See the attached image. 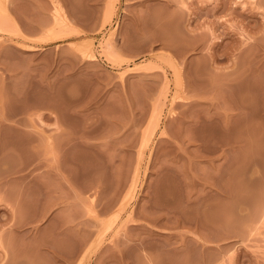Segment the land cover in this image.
<instances>
[{
  "label": "rangeland",
  "instance_id": "374dc122",
  "mask_svg": "<svg viewBox=\"0 0 264 264\" xmlns=\"http://www.w3.org/2000/svg\"><path fill=\"white\" fill-rule=\"evenodd\" d=\"M0 1V264H264V0Z\"/></svg>",
  "mask_w": 264,
  "mask_h": 264
},
{
  "label": "bare ground",
  "instance_id": "6f19581e",
  "mask_svg": "<svg viewBox=\"0 0 264 264\" xmlns=\"http://www.w3.org/2000/svg\"><path fill=\"white\" fill-rule=\"evenodd\" d=\"M0 2H1V1H0ZM1 4H2V3H1ZM1 4H0V6H1ZM108 4H110V3H108ZM112 5H113V4H111V6H109V8H110V10H109V11H110V14L112 13V12H111V9H112L111 7H112ZM107 7H108V6H107ZM0 10H1V9H0ZM107 12H108V11H107ZM107 15H108V14H107ZM110 16H111V15H110ZM154 38H155V37H154ZM161 38H162V37H161ZM163 39H164V38H163ZM160 41H161V40H160ZM107 42H108V41H107ZM166 42L168 43V41H166ZM190 42H191V41H190ZM105 43H106V42H105ZM103 44H104V42H103ZM109 44H110V43H109ZM109 44H108V45H109ZM101 45H102V44H101ZM169 45H171V44L169 43ZM252 45H253V44H250V46H252ZM258 45L260 46L259 43H258ZM258 45H257V46H258ZM104 46H106V45L104 44ZM110 46H111V44H110ZM167 46H168V45H167ZM257 46L254 45V47H252V48L250 47V48H251V50H253V49H254L255 47H257ZM106 47H107V46H106ZM111 47H112V46H111ZM260 47H262V46H260ZM112 48H113V50H115V49H114V45H113ZM112 48H111V49H112ZM262 48H263V47H262ZM101 49H102V48H101ZM103 49H105V47H103ZM111 49H109V50H111ZM105 50H106V49H105ZM105 50H104V51L102 50V51L105 52ZM113 50H111V51H113ZM256 50H258V49H256ZM111 51H109V52L107 51L106 53H110ZM248 51H249V50H248ZM111 53H112V52H111ZM111 53H110V54H111ZM115 53H116V52H114V53H112V54L114 55ZM259 54H260V53H259ZM104 55H106V54L104 53ZM113 55H109V56L106 55V56H107V57H110V56H113ZM254 55H256V54H253V56H254ZM91 56H93V55H91ZM259 56H260V55H259ZM254 58L256 59L257 57H254ZM257 60H259V59H257ZM261 61H262V60H261ZM257 62L259 63V61H257ZM236 64H237V63H236ZM254 64H255V63H254ZM263 64H264V63H263ZM261 65H262V64H261ZM261 65H260V67H261ZM236 67H237V66H236ZM239 67H240V66H239ZM258 67H259V66H258ZM189 69H190V68H189ZM193 69H195V68H193ZM234 69H235V68H234ZM185 70H187V69H185ZM185 70H184V71H185ZM180 71H181V70H180ZM231 73L233 74V72H231ZM195 74H196V73H194V75H195ZM194 75L192 74L193 77H194ZM192 76H191V74L189 75L188 70H187V74H186V75H185V72H184V74H182V73L180 74V80H179V82H178V87H179V89H180V92H182L183 94H184L185 92H188V93H190V94H191V93L194 94L195 89H196L197 87H196V88L194 87V85H195L196 82H195L194 85H193L192 81H190V77L193 79ZM215 76H216V75H215ZM224 76H227V75H224ZM230 76H231V74H230ZM230 76L228 75V76L226 77L227 80H229V79L231 80V78H229ZM212 77H213V76H212ZM212 77H211V78H212ZM218 77H219V76H218ZM218 77H217V78H218ZM220 77H221V76H220ZM222 77H223V76H222ZM211 78H210L209 81H211V80L213 81V79H211ZM217 78L214 79V80H216V82H217ZM223 78H224V77H223ZM228 78H229V79H228ZM194 80H197V79L194 78ZM221 80H222V78H221ZM205 81H206V80H205ZM205 81H204L205 84L201 83V84H202L201 87H202L203 85L206 87V84H207V83H206ZM207 81H208V80H207ZM209 81H208V85H209V83H210ZM218 81H220V79H218ZM223 81H224V80H223ZM212 83H213V82H212ZM217 83H218V82H217ZM224 83H226L227 87L230 86V85H232V84H234V82H232V83L229 85L230 82H227V81L225 82V81H224L223 83H221V84H223L222 87H224V85H225ZM227 83H228V84H227ZM196 84H197V83H196ZM210 84H211V83H210ZM213 84H215V85H213V87L217 85V86H218V89L221 87V86L219 87V85L216 84L215 81H214ZM219 84H220V82H219ZM221 84H220V85H221ZM199 85H200V84H199ZM199 85H195V86H199ZM208 85H207V89H206V90L210 89V90L214 91V89L211 88L212 86L208 88ZM234 85H236V83H235ZM204 86H203V88H202L203 90H205V87H204ZM217 86L215 87V90H216V91H219L220 89H219V90L216 89ZM227 87H226V89H228V88H230V87H232V86H230V87H228V88H227ZM233 87H235V86H233ZM194 88H195V89H194ZM199 88H200V87H199ZM197 89H198V88H197ZM202 89H201V90H202ZM226 89H225V90H226ZM3 90L6 91L5 89H3ZM206 90H205V91H206ZM223 90H224V89H223ZM205 91H203V92H205ZM208 91H209V90H208ZM216 91H215V94H214V95H210V94H209L210 96L207 94L208 92L206 93V94L209 96L208 99L210 100V102H209L210 105H209V106H212V105H213L212 102L215 101L216 104H215V103H214V104H215L216 107L212 106V107H214V108L219 107V106H217V105H221V106L223 105V106H224V105L226 104L225 102L228 101L229 98H230V97H228V96H229L228 94H227L228 96H227L226 94H223V93H226V91H225V92L221 91V92H223V93H222V94H223V95H222L223 97L216 95ZM227 91H228V90H227ZM198 92H199V91H198ZM203 92H202V93H203ZM209 93H211V91H209ZM6 94H7V93H6ZM219 94H220V93H219ZM186 95H187V94H186ZM195 95H196V94H195ZM197 95H199V94H197ZM201 95H202V94H201ZM204 95H205V93H204ZM204 95H202V96H204ZM226 96H227V97H226ZM230 96H231V94H230ZM29 98H31V97H29ZM37 98H38V97H37ZM224 98H226L227 100L225 99L226 101H224ZM35 99H36V98H35ZM230 99H231V98H230ZM32 100H33V99H31V101H32ZM41 100H44V99H41ZM184 100H185V99H184ZM9 101H10V100H9ZM31 101H30V99H29L30 104H31V103L36 104V103H34L35 100H34L33 102H31ZM230 101H231V100H230ZM38 102H39V101H38ZM43 102H45V101H43ZM228 102H229V101H228ZM228 102H227V103H228ZM40 103H41V102H40ZM195 103H196V102H195ZM201 103H202V102H201ZM33 104H32V106H33ZM41 104H42V103H41ZM43 104H44V106H48V105H46L47 102H46V104H45V103H43ZM54 104H56V103H54ZM240 104H241V103H240ZM5 105H7V104L5 103ZM39 105H40V104H39ZM39 105L36 104L37 108H38ZM51 105H53V104H51ZM193 105H194V104H193ZM196 105H197V103H196ZM200 105H201V104H200ZM205 105H206V104H205ZM207 105H208V104H207ZM56 106H57V105H56ZM191 106H192V105H191ZM191 106H190V107H191ZM226 106H227V105H226ZM228 106H231V105L228 103ZM228 106H227V107H228ZM232 106H233V105H232ZM235 106H236V104H235ZM7 107H8V106H7ZM52 107H53V106H52ZM233 107H234V106H233ZM236 107H237V106H236ZM39 108H40V107H39ZM41 108H42V107H41ZM43 108H45V107H43ZM193 108H195V107H193ZM5 109H6V108H5ZM8 109H9V108H8ZM47 109H48V107H47ZM49 109H50V107H49ZM55 109L57 110V109H59V108L56 107ZM195 109L197 110V109H200V108H198V107L196 106ZM195 109H194V111H196ZM225 109H226V107H225ZM56 110H55V111H56ZM200 110H201V109H200ZM220 110H221V109H220ZM51 111H52V110H51ZM58 111H59V110H58ZM60 111H61V110H60ZM186 111H187V110H186ZM198 111H199V110H198ZM8 112H9V111H8ZM8 112H7V113H8ZM191 112H193V111H191ZM202 112H203V109H202ZM202 112H201V113H202ZM219 112H220V111H219ZM53 113H54V112H53ZM194 113H195V112H194ZM215 113H216V112H215ZM56 114H57V113H56ZM59 114H61V113L59 112L58 115H59ZM190 114L192 115V113H190ZM196 114H197V113H196ZM196 114H195V117H197ZM198 114H199V112H198ZM204 114H205V113H204ZM211 114H213V113H211ZM5 115H6V114H5ZM12 115H13V113H12ZM58 115H57V116H58ZM205 115H206V114H205ZM184 116H185V115H184ZM186 116H187V115H186ZM208 116H209V115H208ZM214 116H215V115H214ZM5 117H6V116H5ZM10 117H11V116H10ZM13 117H14V116H13ZM59 117H60V116H59ZM61 117L63 118V116H61ZM187 117H188V116H187ZM187 117H186V118H187ZM192 117H193V116H192ZM192 117H190V118H192ZM209 117H210V116H209ZM7 118L9 119V117H7ZM62 118H61V120H63ZM180 118H181V117H180ZM210 118H213V119H210ZM210 118H209V119H210V120H209L206 116H200V119H201V120H199V122H200L199 124H200V125H199V124L197 125V126L200 127V131H201V127H202L203 130L206 129L207 126L204 125V124H210V125H211L210 121H214L215 123L217 122L216 124H217L218 126L221 125V126H223L222 128H224V129L226 128V127H224V125H226V116L224 115V113H221V114H220V113H219V114L216 113V117H215V118H214L213 116H211ZM227 118H228V117H227ZM152 119H153V117H152ZM195 119H196V118H195ZM195 119H194V120H195ZM61 120H60V121H61ZM184 120H185V119H184ZM26 121L28 122L27 119H26ZM58 121H59V120H58ZM153 121H154V120H153ZM179 121H180V120H179ZM15 122H16V121H15ZM21 122H22V121H21ZM181 122L184 123V121H182V120H181ZM214 122H212V123H214ZM3 123H4V122H3ZM17 123H18V121H17ZM24 123H25V121H24ZM24 123L22 122V125H25ZM60 123H61V122H60ZM153 123H154V122H152V124H153ZM215 123H214V125H215ZM18 124H19V123H18ZM26 124H27V123H26ZM152 124H151V127H152ZM2 125H3V124H2ZM28 125H29V124H27V126H28ZM217 125H215V126H217ZM13 126H14V125H13ZM25 126H26V125H25ZM197 126H196V127H197ZM204 126H205V127H204ZM6 127H7V126H6ZM8 127H9V126H8ZM11 127H12V126H11ZM23 127H24V126H23ZM154 127H155V126H154ZM203 127H204V128H203ZM0 128H1V127H0ZM9 128H10V127H9ZM12 128H13V127H12ZM14 128H15V127H14ZM197 128H198V127H197ZM219 128H220V127H219ZM3 129H4V128H3ZM10 129H11V128H10ZM15 129H16V128H15ZM152 129H153V128H151V131H152ZM11 130H13V129H11ZM13 131H14V130H13ZM15 131H16V130H15ZM26 131H27V130H26ZM151 131H150V132H151ZM196 132H197V130H196ZM198 132H199V131H198ZM198 132H197V133H198ZM194 133H195V132H194ZM197 133H195L194 135H197V136L199 137V135H198ZM203 133H204V132H203ZM203 133H202V135H203ZM199 134H200V133H199ZM197 136H194V137H195L194 140H197V139H198V138H196ZM202 138H203V137H202ZM200 139H201V138H200ZM197 142H198V141H197ZM200 142H201V141H200ZM202 142H203V141H202ZM200 146H201V145H199V147H200ZM203 148H204V146H203ZM249 149H250V148H249ZM200 150H201V148H200ZM202 151H203V150H202ZM202 151H201V152H202ZM204 151L206 152L205 149H204ZM250 151H251V150H250ZM250 151L248 150L247 152H250ZM252 151H253V150H252ZM196 152H197V151H196ZM184 153H185V152H184ZM211 153H212V152H211ZM211 153H210V154H211ZM214 153H215V151H214ZM214 153H213V154H214ZM244 153H246V152L244 151ZM244 153H241V155H243ZM194 154H195V152H194ZM196 155H198V153H197ZM239 155H240V154H238V156H239ZM244 155H245V154H244ZM246 155H247V154H246ZM249 155H253V153L251 154V152H250ZM249 155H248V156H249ZM183 156H184V155H183ZM192 156H194V155H192ZM201 156L204 158V154H203V153H202ZM207 156H209V155H207ZM248 156H246V158H244V156H239V157H241V160H242V161H245V160H246V162H247V161H248L247 159L249 158ZM202 157H200V155H199L198 158H202ZM251 157H252V156H251ZM212 158H213V156H212ZM215 158H216V157H215ZM243 158H244L245 160H244ZM252 158H253V160H254V157H252ZM238 159H239V158H238ZM190 160H191V159H190ZM202 161H203V160H202ZM208 161H209V160H208ZM250 161H252V159H249V162H248V163H250ZM254 161L256 162V160H254ZM251 163L254 164V162H251ZM254 165H255V164H254ZM59 166H60V165H59ZM190 166H191V163H190ZM250 166H252V165H250ZM61 167H62V166H61ZM254 168H255V166H254ZM192 170H193V169H192ZM254 170H255V169H254ZM193 171H194V170H193ZM194 172H195V171H194ZM179 174H180V173H179ZM254 174H255V173H254ZM235 175H236V174H235ZM252 175H253V174H252ZM195 176H196V175H195ZM236 176H237V175H236ZM238 176H239V175H238ZM197 177H199V176H197ZM233 177H234V175H233ZM233 177H232V178L230 177V178H231L232 180H235L236 177H235L234 179H233ZM190 178H191V176H190ZM192 178H193V177H192ZM200 178H201V177H200ZM205 178H206V177H205ZM237 178H239V177H237ZM193 179H194V178H193ZM118 182H119V181H118ZM119 184H120V183H119ZM234 198H235V197H234ZM92 200H93V198H92ZM92 202H93V201H92ZM237 202H238V201H237ZM112 204H113V203H112ZM113 206H114V205H113ZM88 209L90 210V207H89ZM107 209H108V206H107ZM98 210H99V209H98ZM122 210H123V209H122ZM122 210H120V211H122ZM144 217H145V216H144ZM148 217H149V216H148ZM148 217H147V218H148ZM147 218H144V219H147ZM149 219H150V218H149ZM205 220H208V219L205 218ZM150 221H151V220H150ZM133 223H134V221H133ZM105 224H106V223H105ZM136 224H137V223H136ZM90 226H91V225H90ZM104 226H105V225H104ZM88 227H89V226H88ZM92 227H93V226H92ZM106 227H107V226H106ZM130 227H131V226H130ZM133 227H134V225H133ZM138 227H139V226H138ZM90 228H91V227H90ZM108 228H109V227H108ZM127 228H128V227H127ZM134 228H135V227H134ZM137 229H138V228H137ZM137 229H135V230H137ZM88 230H89V228H88ZM109 230H110V229H109ZM140 231H141V230H140ZM146 231H147V230H146ZM146 231H143V232H146ZM85 232H86V231H85ZM149 233H150V232H149ZM83 234H84V233H83ZM87 234H88V233H87ZM90 235H91V234H90ZM88 237H89V236H88ZM130 237H131V236H130ZM137 237H138V236H137ZM83 238H84V237H83ZM131 238H133V237H131ZM131 238H130V239H131ZM80 240H81V239H80ZM82 240H83V239H82ZM128 240H129V239H128ZM128 240H126V241H128ZM132 240H134V238H133ZM86 241L88 242V240H86ZM86 241H84V243H85ZM142 241H143V239H142ZM81 242H82V241H81ZM137 242H139V240H138ZM143 242H144V241H143ZM143 242H142V244H143ZM136 244H138V243H136ZM136 244H135V245H136ZM83 245H85V244H83ZM81 246H82V245H81ZM126 246H127V245H126ZM138 246H139V244H138ZM138 246H137V247H138ZM141 246H142V245H141ZM132 247H133V246H132ZM142 247H143V246H142ZM126 248H127V247H126ZM85 250H86V249H85ZM85 250H84V251H85ZM128 250H129V248H128ZM128 250H127V251H128ZM143 250H144V249H143ZM120 251H121V250H120ZM128 253H129V252H128ZM123 254H124V252H123ZM81 255H82V254H81ZM146 255H147V254H146ZM150 255H151V254H149V256H150ZM124 256H125V255H124ZM156 256L158 257V255H156ZM121 257H122V254H121ZM126 257H128V259H129V256H126ZM144 257H145V255H144ZM146 257H147V256H146ZM152 258H153V259H152L151 261H150V260H149V261H150V263L153 262V263L155 264V261H154V260H155V256H154V257L152 256ZM159 258H160V257H159ZM172 258H174V257H171L169 260H172ZM124 259H126V258H124ZM142 259H143V257H142ZM149 259H150V258H149ZM157 259H158V258H157ZM157 259H156V260H157ZM162 259L165 260L163 257H162ZM162 259H160V260H162ZM145 260H146V259H145ZM169 260H166V261L170 262ZM175 260H176V259H175ZM177 260L180 261L179 259H177ZM182 260H183V259H182ZM184 260H185V259H184ZM143 261H144V260H143ZM147 261H148V260H147ZM147 261H146V263H147ZM173 261H174V260H173ZM78 262H79V260H78ZM183 262H184V261H183ZM143 263L145 264V261H144ZM157 263L160 264L161 262H160V261H159V262L157 261L156 264H157ZM170 263H171V262H170ZM178 263L180 264V262H178ZM147 264H148V263H147ZM151 264H152V263H151ZM163 264H165V263H163ZM171 264H172V263H171ZM175 264H176V263H175ZM185 264H186V262H185Z\"/></svg>",
  "mask_w": 264,
  "mask_h": 264
}]
</instances>
